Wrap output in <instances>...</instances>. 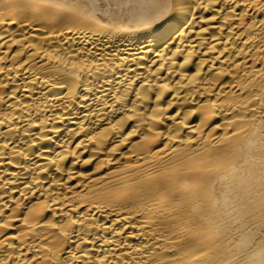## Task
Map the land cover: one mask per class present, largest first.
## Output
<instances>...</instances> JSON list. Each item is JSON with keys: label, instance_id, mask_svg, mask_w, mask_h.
<instances>
[{"label": "bare ground", "instance_id": "1", "mask_svg": "<svg viewBox=\"0 0 264 264\" xmlns=\"http://www.w3.org/2000/svg\"><path fill=\"white\" fill-rule=\"evenodd\" d=\"M0 264H264V0H0Z\"/></svg>", "mask_w": 264, "mask_h": 264}]
</instances>
